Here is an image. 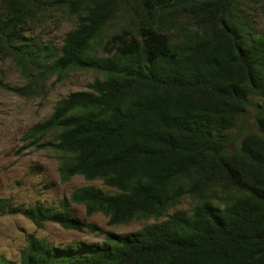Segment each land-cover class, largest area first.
<instances>
[{
    "label": "trees",
    "instance_id": "trees-1",
    "mask_svg": "<svg viewBox=\"0 0 264 264\" xmlns=\"http://www.w3.org/2000/svg\"><path fill=\"white\" fill-rule=\"evenodd\" d=\"M256 2L264 5L0 0V57L28 82L48 73L62 80L74 70L102 75L57 100L22 140L57 153L61 182L81 175L115 189L83 186L58 207L0 198V214L74 230L86 223L70 204L86 215L101 212L109 225L165 217L133 232H106L101 242L57 246L29 234L18 264H264V34H252L246 12ZM59 13L76 24L56 48L31 28L37 17ZM251 106L256 129L229 151L227 132ZM183 197L194 206L169 213ZM0 264L9 263L0 256Z\"/></svg>",
    "mask_w": 264,
    "mask_h": 264
},
{
    "label": "rangeland",
    "instance_id": "rangeland-1",
    "mask_svg": "<svg viewBox=\"0 0 264 264\" xmlns=\"http://www.w3.org/2000/svg\"><path fill=\"white\" fill-rule=\"evenodd\" d=\"M246 12L251 22L252 34H264V5L260 2L251 3ZM75 24L76 17L73 16L44 14L35 19L31 33L38 40L59 48L65 33L74 28ZM118 24V21L113 23L107 34ZM105 40L104 38L96 45V54L104 53L101 47ZM101 77L100 73L86 69L71 71L62 80H58L56 74L48 73L44 81L41 76H33V81L28 82L12 59L0 57V198H9L14 206L41 204L58 207L63 197H68L75 189L83 186L93 185L107 192L115 191L100 180L87 181L81 175H74L69 181L61 182L57 153L51 148L26 146L28 142L22 140L24 133L33 124L49 116L57 100L70 92L88 89L95 78ZM4 84L27 86V89L23 94H17L6 89ZM254 100L259 99L254 97ZM255 111V107H249L236 127L227 132L229 151H234L243 136L256 129ZM53 137L54 133L44 141L52 140ZM194 204V199L183 197L168 212L189 211ZM68 208L76 218L86 223L82 230L64 229L50 221H44L41 227H37L20 213L0 214V256L9 264H18L21 249L26 246L29 234L57 246L78 241L101 242L106 232L129 233L146 224L165 219H134L127 224L109 225L107 216L101 212L86 215L81 204H70Z\"/></svg>",
    "mask_w": 264,
    "mask_h": 264
}]
</instances>
